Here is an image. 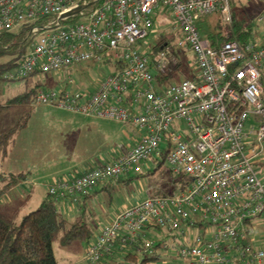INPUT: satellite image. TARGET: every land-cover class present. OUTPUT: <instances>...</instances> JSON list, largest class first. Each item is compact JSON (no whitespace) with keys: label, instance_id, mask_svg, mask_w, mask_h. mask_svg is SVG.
I'll use <instances>...</instances> for the list:
<instances>
[{"label":"built area","instance_id":"obj_1","mask_svg":"<svg viewBox=\"0 0 264 264\" xmlns=\"http://www.w3.org/2000/svg\"><path fill=\"white\" fill-rule=\"evenodd\" d=\"M161 10L173 17L180 37L144 54L138 44ZM210 16L230 26V1L0 0V36L23 33L27 45L23 55L10 57L3 80L102 64L110 72L93 92L69 90V78L59 91L39 88L34 104L142 134L112 163L55 181L47 193L75 205L109 181L141 175L148 162L166 166L181 185L119 212L87 246V264L112 256L117 240L122 248L132 245L149 227L179 238L161 249L190 264H264V235L257 229L264 183L254 167L264 154V45L228 41L212 48L198 28ZM180 50L192 54L194 69L178 61ZM172 72L183 78L170 85L155 79Z\"/></svg>","mask_w":264,"mask_h":264},{"label":"rangeland","instance_id":"obj_2","mask_svg":"<svg viewBox=\"0 0 264 264\" xmlns=\"http://www.w3.org/2000/svg\"><path fill=\"white\" fill-rule=\"evenodd\" d=\"M229 1L231 8L239 18H245L248 23L252 24L254 43L257 45H264V0ZM217 17L218 16H210L205 19L206 22L203 23L204 26L214 27ZM258 19H260V21H258ZM179 37L180 33L178 34L176 29H174L173 17L167 11L161 10L155 18L154 30L144 41L138 44V50L147 54L150 53L152 48L161 40H176ZM14 55L18 56L19 54ZM10 59L9 56H6L0 63L11 61ZM187 59L188 61H186ZM178 61L181 62L183 67L194 69L191 62L192 54L189 51L180 50L178 52ZM172 65H174V62L168 59L167 68ZM109 72L110 68L102 64L85 63L72 67L69 70L28 78V83L25 81L8 82L0 80V107L6 106L10 100L22 94L27 86L29 89L32 88L36 82H41L44 87L46 86L59 91L63 87H66L67 81L70 78L73 85H69V90H78L82 94L93 92L94 87L97 86ZM182 78L183 76L181 75L178 77V80ZM24 112H30V117L26 128L17 135L16 140L18 141V149L12 156L13 165H11V172H17L18 166H22V168L36 166L40 171L42 170V172L51 171L54 167L56 171L67 168L68 166L77 168L73 169L70 173L65 172L55 175L52 181H50V184L58 180H69L76 176L75 172L81 167L84 160L87 159L91 163H96L97 160L100 159L97 158L99 155L116 150L124 139L120 134V130H128L119 124L85 118L78 114L58 110L55 107L39 106L33 103L24 106L14 105L9 110L0 113V133L12 126ZM107 126H111V131L114 133V135H112L113 137L101 138L98 136V132H104ZM96 153L97 155L92 158V154ZM258 159L254 161V167L259 170L258 176L262 178L264 183V169L262 170L259 165L256 167L258 163H256V161H258ZM2 164L3 161L0 159V172L9 171V168ZM148 172L151 174L148 175ZM132 177L133 178L128 183L119 182L115 184V187L110 188L102 195L87 203L88 206H93L96 210L98 218L101 212H105L108 216H111L114 211L121 212L131 205L142 202L149 196L164 194L168 189L170 190V187L173 185H176L177 191H179L181 186L179 179H174L169 174L166 166L156 168L153 162L143 164L142 174L133 175ZM45 179L46 177L44 176L39 180L44 182ZM39 188L43 189L41 187ZM21 191L24 192L22 189ZM22 192H19V196L20 194H24ZM13 194L14 200L12 199L13 201L11 200V203L8 201V198L5 199V197L0 200V208L13 213L17 211L19 218L36 209L42 200V196L40 195L35 203H32V201L30 203V201L27 202L26 199L28 198V194H24L25 197L24 199L21 198L22 200L16 197V192ZM89 211L92 220L90 221V226L94 229L96 228V223L93 222V219H95L96 215L92 212L93 210L90 209ZM77 215L78 210L75 207L73 214L64 216L67 220H73ZM257 223H263V225L257 227V229L260 234L264 235V217L257 221ZM162 232L158 234L156 232L154 238L151 237V240L148 242L152 243L155 242V240L158 241L157 236L163 238L165 232ZM75 246H77V248L75 247L76 249H72L73 247L62 248L57 244H53V252L58 264H71L67 259L72 260L74 263L83 260L82 257L88 245L77 243ZM64 252H69L67 259L62 256ZM164 255L165 256H162V261L158 260L155 264H190L178 258L175 254L167 255L165 253ZM139 257L142 259V255H139Z\"/></svg>","mask_w":264,"mask_h":264},{"label":"trees","instance_id":"obj_3","mask_svg":"<svg viewBox=\"0 0 264 264\" xmlns=\"http://www.w3.org/2000/svg\"><path fill=\"white\" fill-rule=\"evenodd\" d=\"M204 22H206L205 19L198 24L199 31L214 49H218L228 41H236L241 45L254 43L252 24L248 23L245 18H239L233 9L232 24L230 26L225 25L219 16L216 18L214 27H205ZM23 36V33L16 35L2 34L0 36V61L6 56L11 57L14 54H19L18 57H20L26 52L27 45ZM164 41L166 39L156 44L153 55L159 51ZM10 63H0V80H3L1 74L10 68ZM177 68L182 71L185 78H193L192 75L185 74V70L180 64L177 65ZM36 76H38L37 73L29 78ZM177 78L178 75L175 72L162 77H155L156 81H160V84L163 85H170ZM27 80L21 81L28 83ZM261 81L264 90V73ZM42 87L44 85L41 82H36L30 89L27 86L22 94L10 100L6 106L0 107V113L9 110L14 105L33 104L36 91ZM29 117L30 112L22 113L11 127L0 133L1 160L8 156L9 150L15 144L18 133L26 128ZM147 174L150 175L151 173L148 172ZM28 176V173L7 174L0 172V200L12 189L25 183ZM172 190L177 191L176 185L171 186L170 190L168 189L164 194H170ZM88 198H90L89 195L75 204L78 215L73 220H67L63 216L59 209L60 201H56L48 193L36 209L24 214L21 218H19L17 211L13 213L0 208V264H58L53 252V244H57L62 248L73 247L77 243L89 245L94 237V230L90 226L92 220L86 203ZM149 229L162 231L158 227H149ZM141 240L142 238L139 237L137 244L132 246L133 253H126L125 262L120 264H136L138 255L134 251L140 248L139 242ZM165 241L166 239L154 242L152 248H161ZM152 260H155V258H142L139 264H146Z\"/></svg>","mask_w":264,"mask_h":264},{"label":"crops","instance_id":"obj_4","mask_svg":"<svg viewBox=\"0 0 264 264\" xmlns=\"http://www.w3.org/2000/svg\"><path fill=\"white\" fill-rule=\"evenodd\" d=\"M258 21H260V19H258ZM95 88H96V86L94 87V89ZM83 117H85V116H83ZM85 118H91V117H85ZM91 119L119 124V123H116V122H113V121L101 120V119H96V118H91ZM119 125H121V124H119ZM121 126H123V125H121ZM123 127L125 129H128V130H126V131H124L123 129L120 130L121 131L120 134H121V136H123L124 139H123V142L120 143L118 148L116 150H114L113 152L111 151V152H107V153L99 155L97 158H100V159L97 160L96 163H91L87 159L84 160V163L77 170V172H75L76 176H78L80 174H83L91 166H97V165H104V164L112 163L118 156L126 153L129 149L132 148V146L138 141V139L140 138V136L142 134L139 133L138 131H136L135 129H132V128H129V127H125V126H123ZM112 135H114V133L111 131V126H107V128H106V130H104V132L103 131L102 132H98V136H100L101 138H107V137H111L112 138L113 137ZM17 149H18V141L15 140V144L9 150L8 156L4 160H2L3 161L2 165L7 166L9 168V171H7V172L5 171L4 173H7V174L28 173L29 176H28V180L25 183L20 184V185H23V186L18 185L17 187L12 189L7 195H5V199L8 198V201H10V203H11L12 199L14 200V198H13V195H14L13 193L14 192H16V194H17L16 197H19V199H21V198L24 199V197H25L24 194H28V198H26V199H27V202L30 201V203H31V201H32V203H35L36 200L40 197V195L42 196V200H44V198L46 197L47 192H48V186L51 183L50 181H52V179H53V177H55V175H58V174H61V173H65V172L66 173H70V172H72L73 169H77L74 166H68L67 168H63V169H60L59 171H56L55 167H54V168H52L53 170H51V171L42 172V170L40 171L36 166H28L26 168H22V166H18L17 172H15V171L11 172L12 171L11 170V168H12L11 165H13L12 164V162H13L12 156H13L14 152L17 151ZM96 155H97V153L96 154H92V158H94ZM90 156H91V154H90ZM256 163H257L256 167L259 165L262 170L264 169V154H263V156L260 159H258V161H256ZM256 171H257V175H258L259 170L256 169ZM44 176L46 177L45 181L46 182L48 181L47 183L45 181L41 182L39 180V179H41ZM132 176L133 175H131L129 177H124V178H122V179H120L118 181H109V182L97 187L89 195L90 198H88L86 200V203H89L91 200H93V199L97 198L98 196L102 195L104 192L108 191L110 188L115 187V184H117L119 182L120 183H122V182L128 183L133 178ZM261 180H262V178H261ZM39 187H41L43 189H40ZM21 189L24 190V192H22ZM19 192H22L24 194H20V196H19ZM42 200L40 201V203L42 202ZM59 205H60L59 209H60L61 213L63 214V216L64 215L67 216L68 214L71 215V214L74 213V208L75 207L71 203H69L67 201H60ZM87 207H88L89 210L90 209L93 210L92 212H94V214L96 215L95 219H93V222L96 223V228L93 229L94 230V236H96L100 232V230L102 229L103 226H105V225L109 224L110 222H112L114 217L119 213L118 211L117 212L114 211L111 216H108L107 213L101 212L99 214L100 217L98 218L96 210L93 208V206H88V204H87ZM156 232L158 234L159 232H162V231H157V230H154V229H147L142 235H138V237L136 238V241L133 244H137V241H138L139 237L142 238V240L139 242L140 248H138L136 251H134V253H137V255H138V259H137L136 264H139V262L142 260V259H140L139 255H142V258H148V259L155 258V260L149 261L146 264H155V262H157L158 260L162 261V256H165L164 254L166 252H164L161 248H157V249H153V248L146 249L145 248V244L149 240H151V237L154 238V236L156 235ZM162 233H164V232H162ZM192 234L194 235L195 233H192ZM157 239H158V241L166 239V242H168L169 244L174 243L175 240H179V238H177L175 235H172V234H169V233H166V232H165L163 238H159L157 236ZM158 241L155 240V243L158 242ZM133 244L128 246V247L122 248V245H121L120 241L117 240L116 243H115V246H114L113 255L108 257L107 259H105L101 263H103V264H114V263L115 264H120V263H124L125 262L124 258L126 256V253H128V252L133 253L132 252L133 251L132 250ZM75 247L77 248V246H73L72 249H74ZM72 249H70V250H72ZM68 254H69V252L62 253L63 258L67 259L68 258L67 257ZM166 254L167 255L168 254L172 255L173 253H166ZM83 257H84V255H83ZM83 257H82V259H83ZM67 261L69 263H71V264H87L84 260H82V261H80L78 263H74L70 259L69 260L67 259Z\"/></svg>","mask_w":264,"mask_h":264}]
</instances>
